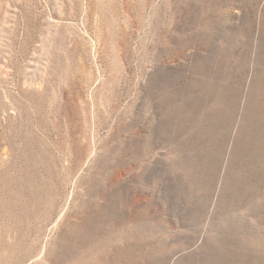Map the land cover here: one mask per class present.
<instances>
[{
	"label": "rangeland",
	"instance_id": "rangeland-1",
	"mask_svg": "<svg viewBox=\"0 0 264 264\" xmlns=\"http://www.w3.org/2000/svg\"><path fill=\"white\" fill-rule=\"evenodd\" d=\"M0 264H264V0H0Z\"/></svg>",
	"mask_w": 264,
	"mask_h": 264
}]
</instances>
